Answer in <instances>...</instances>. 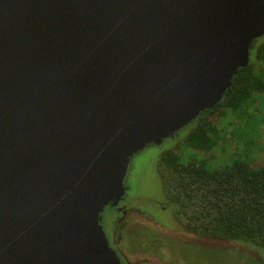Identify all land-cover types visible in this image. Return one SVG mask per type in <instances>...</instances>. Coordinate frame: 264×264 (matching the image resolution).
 Wrapping results in <instances>:
<instances>
[{"label":"water","instance_id":"water-1","mask_svg":"<svg viewBox=\"0 0 264 264\" xmlns=\"http://www.w3.org/2000/svg\"><path fill=\"white\" fill-rule=\"evenodd\" d=\"M264 0H0V264H121L132 157L218 104Z\"/></svg>","mask_w":264,"mask_h":264},{"label":"trees","instance_id":"trees-1","mask_svg":"<svg viewBox=\"0 0 264 264\" xmlns=\"http://www.w3.org/2000/svg\"><path fill=\"white\" fill-rule=\"evenodd\" d=\"M261 95L264 37L252 43L248 65L238 69L222 100L201 112L199 120L184 128L185 134L177 141L182 139V145L202 153L204 159L183 162L177 143L160 155L158 174L163 199L173 207L174 220L182 231L205 240L244 243L264 251V168L255 169L241 160L216 169L206 165L208 158L213 159L216 150L222 149L219 135L223 127L218 121L228 114H243Z\"/></svg>","mask_w":264,"mask_h":264},{"label":"rangeland","instance_id":"rangeland-1","mask_svg":"<svg viewBox=\"0 0 264 264\" xmlns=\"http://www.w3.org/2000/svg\"><path fill=\"white\" fill-rule=\"evenodd\" d=\"M245 110L241 115L228 114L218 121L223 127L219 135L223 150L218 148L214 158H208L209 169L222 168L233 160L244 161L255 169L264 168V95L254 98ZM185 132L186 129L179 131L161 145L147 146L130 160L122 203L131 205L138 214L127 215L114 234L122 258L130 264H264V251L252 246L205 240L182 231L174 220L173 207L164 204L158 174L163 151L178 144L183 162L204 159L202 153L182 145V139L177 143ZM114 217L108 206L101 214L100 224L108 241Z\"/></svg>","mask_w":264,"mask_h":264},{"label":"flooded vegetation","instance_id":"flooded-vegetation-1","mask_svg":"<svg viewBox=\"0 0 264 264\" xmlns=\"http://www.w3.org/2000/svg\"><path fill=\"white\" fill-rule=\"evenodd\" d=\"M198 120L199 119L196 118L193 122H191V124L195 123V121H198ZM191 124L187 125L184 128L190 127ZM122 200L119 201L116 206H112V207L108 206V207L112 208V210L115 213V217H114L113 224H112L113 229H112V232H111V239H109L110 241H108V242H109L110 247L117 253L118 257L120 258L121 264H130V262H128V260H125L124 257L122 258V252H120L121 250H119L117 248V244H116V241H115V235L114 234H115V232H117L119 230V228L122 225V220L127 218V215H129L130 213H135V216H136L138 214V212L134 211L133 210L134 208L131 205L123 204ZM164 204L166 206L168 205L166 202H164ZM159 206H160V208L164 207L163 204H161V205L159 204ZM127 225H128V227L131 226V224H128V222H127Z\"/></svg>","mask_w":264,"mask_h":264}]
</instances>
